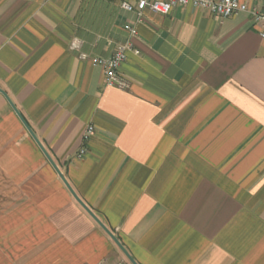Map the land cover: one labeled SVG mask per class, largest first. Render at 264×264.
Here are the masks:
<instances>
[{
    "label": "crops",
    "instance_id": "1",
    "mask_svg": "<svg viewBox=\"0 0 264 264\" xmlns=\"http://www.w3.org/2000/svg\"><path fill=\"white\" fill-rule=\"evenodd\" d=\"M127 43L130 88L107 86L92 58ZM0 89L138 264H264V37L249 12L0 0ZM99 261L131 264L0 91V264Z\"/></svg>",
    "mask_w": 264,
    "mask_h": 264
},
{
    "label": "built area",
    "instance_id": "2",
    "mask_svg": "<svg viewBox=\"0 0 264 264\" xmlns=\"http://www.w3.org/2000/svg\"><path fill=\"white\" fill-rule=\"evenodd\" d=\"M134 6L130 0H121V6L126 10L136 9L138 14L149 8L154 12L160 14H168L173 8L177 6H193L197 8L209 9L221 18H226L237 14L241 11L249 12L258 27L261 36L264 37V10L257 8H249L247 4L241 3L239 0H135ZM131 33L135 30L133 27L127 25ZM73 47H77L73 44ZM132 49L130 43L118 45L112 55L108 57H93L94 64L101 66L105 84L107 86L116 87L121 90L130 88L131 82L121 73V66L127 58V52ZM82 58H87V54H81ZM95 133V127L89 124L84 132V140H88ZM86 149L80 150L79 156H83ZM96 264H107L105 261H99ZM117 264H128L126 262H119Z\"/></svg>",
    "mask_w": 264,
    "mask_h": 264
},
{
    "label": "water",
    "instance_id": "3",
    "mask_svg": "<svg viewBox=\"0 0 264 264\" xmlns=\"http://www.w3.org/2000/svg\"><path fill=\"white\" fill-rule=\"evenodd\" d=\"M0 91L5 95V97L7 98V100L9 101V103L11 104V106L13 107V109L15 110V112L18 114V116L20 117V119L22 120L23 124L25 125V127L27 128V130L30 132V134L32 135V137L35 139V141L38 143V145L41 147V149L43 150V152L45 153L46 157L48 158V160L50 161V163L54 166V168L57 170L59 176L62 178L63 182L66 184V186L68 187V189L70 190V192L72 193V195L74 196V198L83 206V208L96 220V222L105 230V232L112 238V240L117 244V246L122 250V252L125 254V256L127 257V259L129 260V262L131 264H138V262L134 259V257L129 253V251L125 248V246L121 243V241L118 239V237L109 229L107 228V226H105V224L93 213V211L80 199V197L77 195V193L73 190V188L71 187V185L69 184V182L67 181V179L65 178V176L62 174V172L59 170V168L57 167L56 163L54 162V160L52 159V157L49 155V153L47 152V150L44 148V146L41 144L40 140L38 139V137L36 136V134L34 133V131L32 130V128L30 127V125L27 123V121L25 120V118L23 117V115L21 114V112L18 110V108L15 106V104L13 103V101L10 99V97L7 95L6 92H4L3 90L0 89Z\"/></svg>",
    "mask_w": 264,
    "mask_h": 264
},
{
    "label": "rangeland",
    "instance_id": "4",
    "mask_svg": "<svg viewBox=\"0 0 264 264\" xmlns=\"http://www.w3.org/2000/svg\"><path fill=\"white\" fill-rule=\"evenodd\" d=\"M126 263H128V262H126ZM129 264V263H128Z\"/></svg>",
    "mask_w": 264,
    "mask_h": 264
}]
</instances>
